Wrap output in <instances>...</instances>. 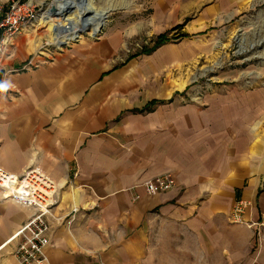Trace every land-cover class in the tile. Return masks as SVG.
I'll list each match as a JSON object with an SVG mask.
<instances>
[{
    "label": "crops",
    "instance_id": "crops-1",
    "mask_svg": "<svg viewBox=\"0 0 264 264\" xmlns=\"http://www.w3.org/2000/svg\"><path fill=\"white\" fill-rule=\"evenodd\" d=\"M30 33L15 35L0 62V168H37L54 182L49 264H264V149L255 136L250 166L236 159L227 168L226 140L179 129L162 114L173 106L137 112L136 76L114 69L119 36L78 41L21 69L34 51ZM162 173L176 186L146 194L143 182ZM236 199L249 203L244 222L231 219ZM31 214L0 192V264H19L20 238H10Z\"/></svg>",
    "mask_w": 264,
    "mask_h": 264
},
{
    "label": "rangeland",
    "instance_id": "rangeland-1",
    "mask_svg": "<svg viewBox=\"0 0 264 264\" xmlns=\"http://www.w3.org/2000/svg\"><path fill=\"white\" fill-rule=\"evenodd\" d=\"M13 1L0 5L6 8ZM27 1L39 10L27 27L34 43L30 66L39 56L51 59L78 41L119 36L114 69L130 68L136 76L131 94L132 103L141 106L138 113L157 105L173 106L162 114L177 117L179 129L210 136L212 144L226 140L227 168L234 169L230 165L236 159L250 166L251 144H246L250 136L264 149V0H92L95 11H106L98 34L88 28L59 45L51 40L48 24L40 20L52 0H19ZM9 56L6 48L1 61ZM245 104H252L257 113L242 112L239 105ZM55 198L56 192L54 216ZM53 218L46 217L48 224L57 221Z\"/></svg>",
    "mask_w": 264,
    "mask_h": 264
},
{
    "label": "built area",
    "instance_id": "built-area-1",
    "mask_svg": "<svg viewBox=\"0 0 264 264\" xmlns=\"http://www.w3.org/2000/svg\"><path fill=\"white\" fill-rule=\"evenodd\" d=\"M39 10L31 1H13L6 8L0 5V61L8 44L15 35L22 32L36 20ZM32 59L21 67L30 66ZM148 195H155L172 190L176 186L174 178L166 173L158 174L145 180L142 184ZM0 189L9 200L33 209L30 218L11 236L20 238L14 254L19 264H49L44 252L50 244L48 232L51 225L46 217L58 219L51 212L53 196L56 192L54 182L42 171L28 169L21 176L0 168ZM248 203L237 201L232 208V218L240 220V215Z\"/></svg>",
    "mask_w": 264,
    "mask_h": 264
},
{
    "label": "bare ground",
    "instance_id": "bare-ground-1",
    "mask_svg": "<svg viewBox=\"0 0 264 264\" xmlns=\"http://www.w3.org/2000/svg\"><path fill=\"white\" fill-rule=\"evenodd\" d=\"M51 4L55 12L49 7L40 14V20L48 24L50 38L57 45L76 39L88 28L97 35L105 21L106 11H95L92 0H52Z\"/></svg>",
    "mask_w": 264,
    "mask_h": 264
},
{
    "label": "clouds",
    "instance_id": "clouds-1",
    "mask_svg": "<svg viewBox=\"0 0 264 264\" xmlns=\"http://www.w3.org/2000/svg\"><path fill=\"white\" fill-rule=\"evenodd\" d=\"M5 87H6V85H0V89H3Z\"/></svg>",
    "mask_w": 264,
    "mask_h": 264
},
{
    "label": "water",
    "instance_id": "water-1",
    "mask_svg": "<svg viewBox=\"0 0 264 264\" xmlns=\"http://www.w3.org/2000/svg\"><path fill=\"white\" fill-rule=\"evenodd\" d=\"M50 7H51V9H52V12H55V11H54V7L52 6V4H51V6H50Z\"/></svg>",
    "mask_w": 264,
    "mask_h": 264
}]
</instances>
